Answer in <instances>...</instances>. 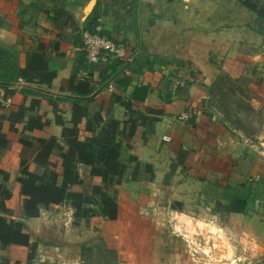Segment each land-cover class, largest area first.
<instances>
[{
	"label": "crops",
	"instance_id": "1",
	"mask_svg": "<svg viewBox=\"0 0 264 264\" xmlns=\"http://www.w3.org/2000/svg\"><path fill=\"white\" fill-rule=\"evenodd\" d=\"M23 1L44 11L38 13L41 27L47 30L38 35L42 42L49 46L59 36L65 38L57 48L49 46L46 51L49 70L56 73L51 88L24 81L11 86L44 97L29 95L27 104L25 90H16L11 97L0 87L14 105L13 112L24 104L29 106L33 99L41 100L38 114L49 122L41 131H30L24 122L16 123L18 133H13L10 123L3 121V132L11 144L0 147V171L6 174L0 175V216L8 222L22 221L38 241L33 264H85L84 245L90 239H98L104 256L116 253L112 258L116 264H189L185 258L168 256L178 244L167 239L162 228L179 218L176 206L192 214L197 201L203 206L198 208L202 213L215 210L213 218L219 216L220 208L228 210L221 228L241 251L247 237L264 239V153L249 138L236 134L228 119L233 116L231 108L217 101L214 94L220 87L233 84L239 97L249 96L246 101L251 106L264 104V80L257 78V71H264V35L256 13L240 0H96L90 14L85 11L91 0H52L72 18V26L62 30L54 28L48 19L56 12L48 11L47 0ZM2 4L9 12L1 13L12 27L0 31L9 34L3 41L12 47L19 36L14 16L17 4ZM93 17H97L101 34L126 47L125 58L115 60L113 69L89 65L80 49L81 37L73 31L77 26L81 34ZM32 46L26 36L24 53ZM79 64L87 68L79 70L78 78L86 74L85 79L95 86L90 96H77L69 90L70 78ZM20 65H26L25 59ZM73 100L88 102L91 117L101 114L104 121L100 128L112 119L120 123V160L127 169L119 186L118 218L110 221L99 217L100 197L94 193L102 186V179L83 163L77 164L82 184L76 188L91 199L84 207L93 210L95 218H76L69 200L41 206L39 217H18L15 213L21 210L24 199L22 183L29 179L22 170L39 177L46 172L36 162L40 139H57L50 161L57 165L58 185H62L61 154L69 149L56 116L70 122ZM125 100L133 104V110L122 106ZM149 120H153L151 131ZM86 123L84 119L79 127L83 137L88 136ZM21 138L31 146L22 144ZM3 192L10 197L4 199ZM251 213L255 221L248 220ZM158 233H163L160 239ZM1 248V259L26 263L27 254L21 248ZM159 250L166 258L155 256Z\"/></svg>",
	"mask_w": 264,
	"mask_h": 264
},
{
	"label": "trees",
	"instance_id": "2",
	"mask_svg": "<svg viewBox=\"0 0 264 264\" xmlns=\"http://www.w3.org/2000/svg\"><path fill=\"white\" fill-rule=\"evenodd\" d=\"M240 2L248 10L256 13L258 21L261 23L264 19V11L258 8L251 0H240ZM48 19L56 29L68 27L72 22L71 16L60 8H57L54 16H49ZM59 21L62 26L59 25ZM261 25L262 23L259 26V30L264 35V28ZM35 27L38 28L39 24L38 26L35 24ZM95 28H97V17H93L87 22L85 31H94ZM41 30L47 33V30L43 28ZM73 31L77 32L81 37L82 33L80 34V29L77 26L73 28ZM28 38L35 47L32 46L30 52H27L26 65L24 67H21L18 62L15 51L11 47L0 43V87L10 89L12 85L24 81L29 85H47L51 88L54 83L56 73L49 70L46 51L49 46L57 48L58 44L65 38L59 36V39H54L49 46L42 42L37 34H30ZM76 45L79 44L76 43ZM83 66L87 68V65L79 64L76 70L74 69L70 78L69 90L77 96L86 97L93 94L95 86L90 79L80 80L78 78L79 70ZM105 67L106 69H113L116 67V62L112 61ZM24 93L26 96L44 97L42 94L34 91L25 90ZM87 104L88 102L73 100L72 120L70 122H65L61 116H56V123L63 128L62 137L69 149L67 153L61 154L63 160L62 185H58L59 174L57 172V165L50 161L53 150L57 145V139L55 137L40 139L41 150L37 155L36 162L42 165L46 172L42 177H39L28 173L25 169L22 170L23 173L28 174L29 179L22 183L24 199L21 210L15 213L16 216L23 219L36 218L40 216L41 206L59 205L65 200H69L76 211V218L87 219L88 221L95 218L94 211L84 207L90 203L91 199L87 198L80 189L76 188V186L82 184L77 173V164L83 163L91 166L92 174L102 179V186L96 188L94 193V195L100 197L99 217L110 221L118 218L119 186L127 169V166L120 160L122 143L119 137L122 136L123 132L119 130L120 123L114 119L107 124H103L100 128L101 123L104 121L101 114L97 113L91 117L88 113ZM121 104L126 110H133V104L130 101L125 100ZM52 107L56 112L57 103H52ZM40 109L41 100L33 99L28 107H20L17 112L12 113L8 118L2 116L0 118V147L8 148L11 144V141L3 132V121L5 119L10 120V130L13 133H18V130L15 128L16 123H27V129L30 131H41L47 127L49 122L45 121L44 117L38 114ZM28 112H36L37 114H32L28 117ZM136 112L140 117L143 116L139 111ZM84 119L87 120V137L80 135L81 131L79 127ZM152 123L153 120H149L150 127L148 130L150 131ZM98 129H100L99 132ZM134 134L135 130L132 129L130 133L132 139ZM143 136L145 137L146 135ZM20 141L25 146H31L32 144L22 138ZM132 159L135 160V158ZM0 175L5 176L6 174L0 171ZM38 182H40L39 185H37ZM2 194L4 199L10 197V193L8 192H3ZM1 204H3V201ZM0 245L2 250L14 246L21 248V251L27 254L26 263L0 258V264H33L38 248V241L31 235L22 221L12 220L8 222L0 216Z\"/></svg>",
	"mask_w": 264,
	"mask_h": 264
},
{
	"label": "rangeland",
	"instance_id": "3",
	"mask_svg": "<svg viewBox=\"0 0 264 264\" xmlns=\"http://www.w3.org/2000/svg\"><path fill=\"white\" fill-rule=\"evenodd\" d=\"M1 1L6 3H12L15 1L17 4L14 16L16 18L15 29L18 30L19 36L17 38V44L11 48L17 54L16 56L19 63L23 61V59L26 61V53H24L25 49L23 47L24 40L26 39V36H29L30 34H42L40 20L42 16L40 17V14L38 13H44V11L41 12L39 8L37 10L35 6H32L33 3H31V5L25 4L23 0H0V4ZM251 1L254 2L258 8L264 11V0ZM55 3L56 1L47 0V5L50 6V9L48 10L50 13L54 14L56 12L54 7L57 6H54L56 5ZM4 7L5 4L0 5V30L6 29V31H8L12 27V23L8 22V18L4 16V13H1V10L9 12V10H6L7 8ZM261 23L264 24V19ZM35 24H37V26L39 24V27L36 28ZM261 26L264 28V25ZM66 29H68V27L65 29L63 28L62 30ZM6 34L9 35L8 33H1L0 31V43L10 47L3 41L5 40ZM77 43H80V41ZM257 78H260V81H263L264 71L258 70ZM5 90L7 95L12 97L16 94V90L24 91L26 89L5 88ZM214 94L217 101H220L221 104L224 103L231 108V111L227 110L233 112V116H230L228 119L231 122V127L236 129V134L241 135L244 138H249L250 143L256 146L259 152L264 153V104L257 103L256 106H251L246 101L249 96L245 94L247 98L239 97L234 91L233 84H227L220 87L217 91H214ZM27 97L29 98L30 96H26V98ZM28 98L26 99L27 104ZM11 105L12 104L6 107L0 105V113H3L2 116L8 118L12 113H15L13 112L14 105ZM22 106L28 107V105L26 106L25 104ZM22 106H19V108ZM19 108H16V112ZM32 114L33 113L28 112L27 116L29 117ZM5 122L10 123V120L5 119ZM5 122H3V124ZM196 204L198 205L194 208V210L197 208L196 212L192 214H185V212H183V208L176 206V209H178L177 211H179V218L175 219V223H166V226L162 228L166 232L165 234L167 239L173 240L178 244V248L174 249V252L172 251L168 256H178L179 260L180 258L182 260L185 258V260L190 262L189 264H232L234 257L239 258L240 256H244L246 258V264H263L264 239L256 240L254 238L247 237L243 247H241V251L240 248H237L238 245L236 242L232 240V238L229 239L228 232L222 229L224 228V223L227 220L226 215H228V210L226 211V209L223 210V208H220L219 216L216 214L217 217L213 218L212 216L215 215V210L213 212L202 213L201 210L198 209L203 207L202 204L199 201H197ZM217 209H219L218 205L216 207V211ZM251 211L254 212V208H252ZM187 216L189 218H186ZM247 217L249 218L248 220H254L252 213L250 215L247 214ZM186 221L189 222V224ZM190 222L193 223L190 224ZM261 222L264 223V220ZM162 235L163 233L157 235V237L160 239ZM84 246L87 250V262L85 264H116L112 260V258H115L114 255L104 256V254L100 251L102 244L98 242V239H90ZM93 254H96V256H93ZM164 254V252L159 250L155 256L157 258L159 256H163L164 259L166 258V255ZM131 257L133 256H130V258Z\"/></svg>",
	"mask_w": 264,
	"mask_h": 264
},
{
	"label": "built area",
	"instance_id": "4",
	"mask_svg": "<svg viewBox=\"0 0 264 264\" xmlns=\"http://www.w3.org/2000/svg\"><path fill=\"white\" fill-rule=\"evenodd\" d=\"M81 51L85 54V59L89 65L96 67H105L115 60H123L126 56V47L116 43L106 35L101 34L100 26L94 31H83L81 35ZM86 74L79 76L80 80L85 79ZM11 100L6 98L4 91L0 89V105L8 106ZM185 117H182L184 119ZM246 262L244 256L234 258L232 264H242ZM264 264V262H263Z\"/></svg>",
	"mask_w": 264,
	"mask_h": 264
},
{
	"label": "water",
	"instance_id": "5",
	"mask_svg": "<svg viewBox=\"0 0 264 264\" xmlns=\"http://www.w3.org/2000/svg\"><path fill=\"white\" fill-rule=\"evenodd\" d=\"M96 0H91V2L88 4L85 13L90 14L93 7L95 6Z\"/></svg>",
	"mask_w": 264,
	"mask_h": 264
}]
</instances>
